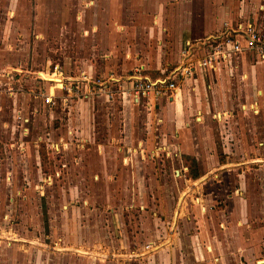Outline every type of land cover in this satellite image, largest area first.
I'll list each match as a JSON object with an SVG mask.
<instances>
[{
  "label": "rangeland",
  "instance_id": "obj_1",
  "mask_svg": "<svg viewBox=\"0 0 264 264\" xmlns=\"http://www.w3.org/2000/svg\"><path fill=\"white\" fill-rule=\"evenodd\" d=\"M93 1L0 0V242L7 246L27 236L52 245L62 238L89 242L87 224L93 220L100 228L99 242L115 248V252L100 248L98 257L106 263L123 256L117 249L122 238L118 225L131 228L136 214L127 211L129 206L135 205L140 214L152 206V194L163 193L171 198L169 209L176 210L177 197L185 189L180 172L186 177L200 176V169L192 168L190 160L183 157L189 168L184 171L177 164L178 157L157 150L160 145L174 144L176 135L169 132L162 136L163 126L157 117L151 131L148 110L154 99L141 100L139 106L125 104L130 98L120 95L112 105L97 99V141L108 147L104 166L94 153L89 154L90 164H72L78 156L65 157L56 147L59 138L50 135L51 113L57 117L64 114V108L68 109L64 97L71 95L76 102H84L86 97L98 95V85L109 81L108 75L124 76L118 78L121 84L138 71L143 76L149 72L169 77L183 69L189 61L186 42L204 37L207 30L216 32L214 21L219 14L217 0H157L156 9L142 6L144 0H122L123 6L116 11L109 9V0H97L96 6ZM228 12L229 23L235 26L239 22L264 23V10L248 8L243 0ZM207 21H213V26H207ZM250 62L255 65L249 69L250 78L241 79L240 70L227 74L222 78L225 89L210 92L207 99L215 117L207 114L203 121L193 115L191 124L196 132L202 127L211 133L214 153L213 158L208 156L209 161H251L258 169L264 165V64ZM57 66L70 81L64 91L60 80L56 85L48 82L54 79ZM114 87L118 91L119 86ZM52 91L61 98L46 108L43 97ZM154 102L161 110V102ZM84 107L80 104L79 111ZM258 110L261 112L255 113ZM64 122L68 126V118ZM58 123L54 122L55 128ZM125 145L138 152L121 150ZM151 149L153 152L148 151ZM135 176L141 180L136 192ZM76 208L82 211L77 210L75 219ZM146 219L149 228L150 217ZM150 239H144L141 246L133 245L129 255L119 258L124 261L121 264L155 254V245L149 250Z\"/></svg>",
  "mask_w": 264,
  "mask_h": 264
},
{
  "label": "crops",
  "instance_id": "obj_2",
  "mask_svg": "<svg viewBox=\"0 0 264 264\" xmlns=\"http://www.w3.org/2000/svg\"><path fill=\"white\" fill-rule=\"evenodd\" d=\"M96 1L92 3L95 6ZM243 1L248 8L260 7L264 10V0ZM143 3L142 6L146 8L156 9L159 6L157 0H144ZM239 4L240 0H217L219 18H217L218 21H214V26L218 27V30L214 33H209L207 30L204 37L188 40L186 43L190 47L189 50L192 47H198L208 37L222 33L226 25L232 29L245 25L246 23L242 22H239L236 26L229 23L228 11L231 8L234 9L235 6H239ZM107 5L112 11L120 10L123 6L122 0H109ZM226 6H230V9L228 10ZM143 17L145 16L142 15V20ZM159 18L156 17L157 23ZM206 18L209 19L208 14H206ZM212 24L213 21H210L207 26L211 27ZM253 24L256 28L264 30V23L255 22ZM195 43L199 44L195 46ZM206 53L207 49L194 51L196 57L204 56ZM250 61H254L256 66L264 64V61L258 59L255 54H238L231 60L220 64L217 71L199 70L193 76L183 79L181 92L170 98L169 101H165L168 102L165 106L163 105L164 102L159 103L161 110H157L154 100L150 103L149 107L151 109L148 110L150 112L148 121L151 124V131L154 129L152 126L154 118L157 117L158 122L163 126L162 136L163 133L168 134L169 132H174L176 135L174 144L160 145L157 150L160 149V151L166 152L171 157H178L179 162L177 164L178 166L182 165L181 168L184 171L186 169L189 171V168L184 165L183 157L193 158L200 169V176L198 175L195 179L191 176L186 177L183 171L180 172L183 174L181 178L185 184V189L179 196L177 195L179 203L176 210L175 208L169 209V199L171 198L169 196L164 197L163 193L152 194L153 197L150 200L152 206L145 207V210L140 214L135 205L129 206L131 209L127 211L130 213L134 211L136 214L133 222L131 221V228L125 224L118 225L122 238L118 241L117 249L118 254L123 256H118L116 259L112 258L111 261L108 259L106 263L105 259L102 260L98 257L100 256V248L105 247L102 249L104 252H115V248L108 243L99 242L101 237L100 228L92 220L87 224L89 242L72 240L73 238L70 241L62 238L60 239L61 242L56 240L52 245V243L47 244L40 238H32L31 236L15 241V243H8L7 246L4 245L6 243L0 242V264H121L124 261L119 258L126 257V254L129 255V250H134L133 245L141 246L144 239L148 238H151L149 240V250L152 249V245H155L157 247L156 253L145 259L130 261L129 264L264 263V165L259 166L257 169L253 167L254 164L251 161L244 164L233 162L231 164V161L222 163L220 159L209 161L208 156L213 158L211 154L214 153V143L209 139L211 133L207 129H202V127H199L196 132L191 124L193 115L200 116L203 121L206 119L207 114H212L215 117V114L212 113L211 104L207 99L210 92L216 94L219 89L220 92L225 89L226 85L223 79L227 74L234 75L242 71L243 73L239 75L241 79L250 78L249 69L255 68L253 62ZM90 70V72H93L94 67L92 66ZM244 71L247 72V76ZM123 77L122 75L120 77L108 75L107 79H120ZM117 85L119 86L118 91L132 87V83L127 82ZM114 86L111 85L108 90L117 92L114 91ZM50 94H55L56 100L61 98L54 91ZM63 99L66 106H68V109L67 107L64 108V114L57 117L59 115L51 113L53 121L49 128L50 135H55L60 140L56 147L59 151L61 150V153L65 154V157L73 156V153L78 156L74 160L72 159V164L76 163L77 166L90 164L91 161L88 160L90 153H94L100 159L102 166L106 165L105 150L107 146L97 141L98 129L94 122L96 118L94 104L97 99L111 105L115 104V100L110 101L107 97L99 95L86 97L84 102H76L71 95L68 99L65 97ZM80 104L85 106L83 112L79 111ZM125 104L139 106L137 102H126ZM255 106L258 109L260 108L258 102ZM45 107L52 106L45 105ZM65 111H67V114ZM260 112L261 110H258L255 113L259 114ZM220 115L224 116V114ZM228 115L233 117L232 114ZM66 118H68V126L64 122ZM55 121H60L57 128L54 127ZM111 128L112 126H110V130ZM124 133H126V130ZM120 134L123 136V131ZM121 150L137 151V149L127 145L122 147ZM148 151L153 152L152 149ZM64 160L65 158L63 162ZM67 160L66 158V162ZM132 180L136 192V189H138L136 184L140 183L141 180L136 176ZM149 181L145 180V182ZM222 190L225 192V196H223ZM136 194L134 193V204L137 202ZM71 195L74 196L75 193L71 192ZM69 210L72 211V209ZM77 210L82 211V209L76 208V211H74L75 219L77 218ZM141 210H143V207ZM94 211L96 209L91 210V213L93 214ZM138 214V219H136L135 216ZM118 215L116 213V216ZM147 216L150 217L151 222L149 228ZM112 220L114 222V218ZM115 232L119 235L117 229H115ZM76 248H81L85 252L88 250L89 253L88 255H82L76 250L73 251Z\"/></svg>",
  "mask_w": 264,
  "mask_h": 264
},
{
  "label": "built area",
  "instance_id": "obj_3",
  "mask_svg": "<svg viewBox=\"0 0 264 264\" xmlns=\"http://www.w3.org/2000/svg\"><path fill=\"white\" fill-rule=\"evenodd\" d=\"M203 49H207V53L204 56L196 57L194 51ZM245 53L255 54L258 59L264 61V30L256 28L251 23L240 25L237 29L229 28L226 25L224 31L219 35L208 37L198 47H192L187 52L188 64H185L183 69L171 73L169 77L153 79L150 76H143L138 71L135 75L124 79L125 82L132 83V87L117 92L109 91L108 88L111 84L120 83L119 79L111 78L109 81L100 82L98 95L105 96L110 101H114L118 95L125 96L124 99L130 98V102L133 103H140L141 100L151 101V99L162 102L169 101L170 98L181 92V80L193 76L199 70L217 71L220 64L231 60L238 54ZM53 77L60 80L62 91L69 87L68 83L65 82L66 78L59 70V66L55 68ZM52 83L56 85L58 82ZM43 100L46 105H56L55 94L44 95Z\"/></svg>",
  "mask_w": 264,
  "mask_h": 264
},
{
  "label": "trees",
  "instance_id": "obj_4",
  "mask_svg": "<svg viewBox=\"0 0 264 264\" xmlns=\"http://www.w3.org/2000/svg\"><path fill=\"white\" fill-rule=\"evenodd\" d=\"M146 75H149V76H151L153 79H158L160 76L161 77H164V76H166V75H160V74H158V73H156V74H152V73H146ZM128 100V99H127ZM160 102H162V101H160ZM128 103H129V101H128ZM186 158H188V160H190V162L192 163V168H193V166H197V164H196V161L193 159V158H189V157H186ZM195 179L198 177V176H193Z\"/></svg>",
  "mask_w": 264,
  "mask_h": 264
},
{
  "label": "water",
  "instance_id": "obj_5",
  "mask_svg": "<svg viewBox=\"0 0 264 264\" xmlns=\"http://www.w3.org/2000/svg\"><path fill=\"white\" fill-rule=\"evenodd\" d=\"M48 82H50V83H52V82H57V80H56V79L48 80ZM65 82H66V83H69L70 81H69V79H65ZM93 84H94V82H93ZM98 86L100 87L101 85H98Z\"/></svg>",
  "mask_w": 264,
  "mask_h": 264
}]
</instances>
